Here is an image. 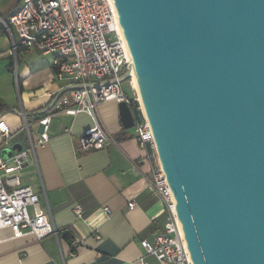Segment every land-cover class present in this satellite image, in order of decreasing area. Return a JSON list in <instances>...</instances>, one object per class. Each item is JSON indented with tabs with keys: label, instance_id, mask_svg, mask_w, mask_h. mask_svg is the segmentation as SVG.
Returning a JSON list of instances; mask_svg holds the SVG:
<instances>
[{
	"label": "water",
	"instance_id": "1",
	"mask_svg": "<svg viewBox=\"0 0 264 264\" xmlns=\"http://www.w3.org/2000/svg\"><path fill=\"white\" fill-rule=\"evenodd\" d=\"M113 1L192 263L264 264V0Z\"/></svg>",
	"mask_w": 264,
	"mask_h": 264
},
{
	"label": "crops",
	"instance_id": "2",
	"mask_svg": "<svg viewBox=\"0 0 264 264\" xmlns=\"http://www.w3.org/2000/svg\"><path fill=\"white\" fill-rule=\"evenodd\" d=\"M20 5V0H0V18L8 22ZM12 46L0 21V119L13 133L12 145L25 147V123L36 135L40 132L38 120L54 101L49 94L61 84L54 78L52 58L44 63L38 51L19 46L14 52ZM94 117L116 140L115 146L80 150L79 138L93 126L86 112L51 117L48 142L35 148L37 167L26 168L21 181L38 194L61 233L37 241L32 235L14 239L10 230H2L0 264H157L140 245L142 239L151 240L165 220L161 200L150 187L149 150L138 145L132 128L122 127L117 103L98 105ZM4 150L0 148V158L10 155L4 157ZM129 202L135 203L132 209ZM77 206L80 217L74 212ZM63 233H69L68 240Z\"/></svg>",
	"mask_w": 264,
	"mask_h": 264
},
{
	"label": "built area",
	"instance_id": "3",
	"mask_svg": "<svg viewBox=\"0 0 264 264\" xmlns=\"http://www.w3.org/2000/svg\"><path fill=\"white\" fill-rule=\"evenodd\" d=\"M20 7L9 17L0 18L12 39V50L20 46L51 56L54 78L61 84L59 91L49 94L54 101L48 113L38 120L41 131L32 136L28 126V145L20 151H10L0 158V233L4 229L18 239L32 235L37 241L46 236L58 238V231L40 198L21 177L28 167L36 169L35 148L43 147L49 139L47 130L51 117L64 113L86 112L93 126L78 140L81 151L100 150L115 146L116 140L94 117L96 107L113 101L129 106L134 117V138L141 148L147 147L152 162L150 187L164 207L162 228L152 239H142L140 245L157 264H193L178 219L174 194L163 170L154 135L145 117L138 93L128 80L133 94L123 89L122 72L131 74L132 62L127 49L113 0H20ZM13 133L0 119V148L10 149ZM135 206L127 204L128 209ZM81 216L79 206L74 208ZM3 238L0 234V243ZM78 242L72 241L73 247ZM73 254V253H72ZM142 264H147L142 261Z\"/></svg>",
	"mask_w": 264,
	"mask_h": 264
},
{
	"label": "rangeland",
	"instance_id": "4",
	"mask_svg": "<svg viewBox=\"0 0 264 264\" xmlns=\"http://www.w3.org/2000/svg\"><path fill=\"white\" fill-rule=\"evenodd\" d=\"M33 52H35V51H33ZM35 54L37 55V53L35 52ZM38 56L40 57V59H41V61L42 62H47V60L48 61H50V58H51V56H41V54H38ZM37 56V57H38ZM126 74V72H122V75L124 76ZM123 89L127 92V93H131V86L129 85V83H128V80H124L123 81ZM31 130V135L34 137L35 135H36V133H35V129L34 128H32V129H30Z\"/></svg>",
	"mask_w": 264,
	"mask_h": 264
},
{
	"label": "bare ground",
	"instance_id": "5",
	"mask_svg": "<svg viewBox=\"0 0 264 264\" xmlns=\"http://www.w3.org/2000/svg\"><path fill=\"white\" fill-rule=\"evenodd\" d=\"M131 83H132V87L135 89V91L138 93V87L136 84V79H135V75L133 73V71L131 70Z\"/></svg>",
	"mask_w": 264,
	"mask_h": 264
},
{
	"label": "trees",
	"instance_id": "6",
	"mask_svg": "<svg viewBox=\"0 0 264 264\" xmlns=\"http://www.w3.org/2000/svg\"><path fill=\"white\" fill-rule=\"evenodd\" d=\"M129 94V93H128ZM131 94H133V91L131 90V93H130V95ZM4 108V105L0 102V110H2ZM61 237L62 238H64V239H69V233H63L62 235H61Z\"/></svg>",
	"mask_w": 264,
	"mask_h": 264
}]
</instances>
